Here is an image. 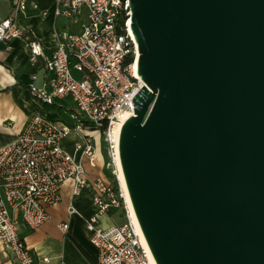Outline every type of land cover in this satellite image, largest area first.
Wrapping results in <instances>:
<instances>
[{"label":"water","instance_id":"1","mask_svg":"<svg viewBox=\"0 0 264 264\" xmlns=\"http://www.w3.org/2000/svg\"><path fill=\"white\" fill-rule=\"evenodd\" d=\"M127 2L118 156L155 264H264V0Z\"/></svg>","mask_w":264,"mask_h":264},{"label":"built area","instance_id":"2","mask_svg":"<svg viewBox=\"0 0 264 264\" xmlns=\"http://www.w3.org/2000/svg\"><path fill=\"white\" fill-rule=\"evenodd\" d=\"M8 1L9 14L0 18V43L23 39L30 61L36 63L42 57L49 75L41 86L32 76L30 95L43 105L70 98L73 110L69 122L31 114L16 140L0 148V243L4 254L18 264H33L18 224L31 230L40 227L49 217L47 208L59 201L61 185L71 181L73 196L82 189L91 196L93 212L85 227L98 264H155L133 219L117 168L114 128L125 111L133 110L131 98L143 85L134 66L137 48L129 29L127 0H50L54 16L66 23L57 31L47 57L41 43L21 23L30 9H37L39 0ZM40 14L45 15L46 10ZM71 131L81 136L66 150L60 140ZM94 133L99 141L94 140ZM99 152L104 175L93 177L86 166H95ZM67 214H78L73 203ZM104 215L121 216V222L103 227L99 218ZM60 228L67 230L68 221ZM59 264L68 263L60 258Z\"/></svg>","mask_w":264,"mask_h":264},{"label":"crops","instance_id":"3","mask_svg":"<svg viewBox=\"0 0 264 264\" xmlns=\"http://www.w3.org/2000/svg\"><path fill=\"white\" fill-rule=\"evenodd\" d=\"M41 10H46V14L41 15ZM8 14L9 1L0 0V18ZM58 18L54 16L50 0H39L37 9H30L27 16L21 19L30 36L41 43L45 57L51 53L57 31L65 26V19L62 18L61 22ZM43 61L42 57L36 63L30 61L23 39L0 43V148L16 140L31 114L39 113L51 121L69 122L65 115L70 112L60 115L58 111L50 109V105L41 104L29 93L28 84L32 76L35 75L37 86L49 79ZM63 102L68 103L69 108ZM52 105L73 110L70 98ZM80 136L76 131H71L60 140V145L70 150ZM101 162L96 158L95 166H88V171L96 173L94 176L104 175ZM59 197L57 203L47 208L49 217L37 229H28L21 222L18 224V234L29 249L32 263L59 264L61 258L68 264H98L96 249L90 243L89 232L85 227L86 218L93 212L89 192L82 189L79 195L73 196L71 181H65L61 185ZM70 203L74 204L78 214L68 217L67 208ZM66 221L68 229L64 231L60 225ZM99 221L103 227H108L120 223L121 216L104 215ZM44 257L48 258L46 262L42 261ZM0 264H18L12 257L4 254L1 243Z\"/></svg>","mask_w":264,"mask_h":264},{"label":"bare ground","instance_id":"4","mask_svg":"<svg viewBox=\"0 0 264 264\" xmlns=\"http://www.w3.org/2000/svg\"><path fill=\"white\" fill-rule=\"evenodd\" d=\"M134 66H136V62H134ZM132 114V110H127L125 111L121 117L119 118L118 122L116 123L115 125V128H114V138H115V141H116V152H117V155L116 157L118 156V134H119V131H120V128L123 124V122ZM117 168H118V175H119V178H120V181H121V184L125 190V193H126V200H127V203H128V206L130 208V210L132 211V215H133V219L134 221L137 223V220L135 218V215H134V212H133V209H132V206H131V203H130V200H129V197H128V193H127V189H126V186H125V182H124V179H123V175H122V171H121V166H120V163H119V159L117 157ZM138 225V224H137ZM139 227V226H138ZM140 231V230H139ZM140 234H141V231H140ZM142 238H143V235L141 234ZM144 240V238H143ZM145 242V240H144Z\"/></svg>","mask_w":264,"mask_h":264},{"label":"rangeland","instance_id":"5","mask_svg":"<svg viewBox=\"0 0 264 264\" xmlns=\"http://www.w3.org/2000/svg\"><path fill=\"white\" fill-rule=\"evenodd\" d=\"M58 20H60L61 22L63 21L62 18H58ZM63 103H64V105H65L66 108H69L68 103H66V102H63ZM65 118H66L67 120H70V118H71V114H66V115H65ZM92 136L94 137V140H95V141H99V137H98L97 133H94ZM102 154H103V152H102ZM96 158H97L99 161L102 160V158H101V153H100V152L97 153ZM86 165H87V164H85V166H86ZM101 166H102V162H101ZM87 167H88V165L86 166V171H87L89 174L93 175V177H95L94 175H95L96 173H94V174L90 173V172L88 171V168H87Z\"/></svg>","mask_w":264,"mask_h":264},{"label":"trees","instance_id":"6","mask_svg":"<svg viewBox=\"0 0 264 264\" xmlns=\"http://www.w3.org/2000/svg\"><path fill=\"white\" fill-rule=\"evenodd\" d=\"M123 21V17H120V22ZM50 109H54L56 111H58L60 113V115H64L65 113H69L72 110H68V109H63L62 107L59 106H54V105H50L48 106ZM105 174H107V172H105Z\"/></svg>","mask_w":264,"mask_h":264}]
</instances>
